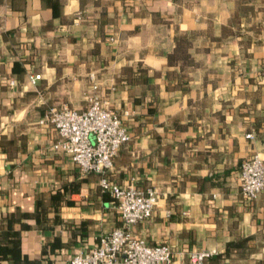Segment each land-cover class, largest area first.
<instances>
[{"label": "crops", "instance_id": "obj_1", "mask_svg": "<svg viewBox=\"0 0 264 264\" xmlns=\"http://www.w3.org/2000/svg\"><path fill=\"white\" fill-rule=\"evenodd\" d=\"M183 32L197 64L181 86L165 51ZM91 70L130 110L108 178L156 189L131 231L167 241L165 264H194L192 247L213 249L197 264H264V188L244 199L237 183L241 159L264 156V0H0V264H66L121 223L99 173H79L37 121L84 107Z\"/></svg>", "mask_w": 264, "mask_h": 264}, {"label": "built area", "instance_id": "obj_2", "mask_svg": "<svg viewBox=\"0 0 264 264\" xmlns=\"http://www.w3.org/2000/svg\"><path fill=\"white\" fill-rule=\"evenodd\" d=\"M39 76L40 72L28 74L32 83ZM88 76L90 92L87 93L84 107L75 108L66 102L51 104L37 121L49 123L54 128L57 136L51 146L67 152L79 173H99L98 184L112 195L121 223L100 233L92 246L72 253L66 264L168 263L174 250L167 241L149 243L130 229L133 222L147 218L152 213L156 201L155 187H142L135 182L119 184L109 179L106 173L118 147L130 138V132L122 119V114H129L130 110L119 112L111 107L107 98L95 90L97 81L92 70ZM245 135H251V131L245 132ZM237 183L244 199L253 198L263 189L264 156L254 152L241 159ZM182 251L191 263L197 264L210 255L213 249L192 247Z\"/></svg>", "mask_w": 264, "mask_h": 264}, {"label": "trees", "instance_id": "obj_3", "mask_svg": "<svg viewBox=\"0 0 264 264\" xmlns=\"http://www.w3.org/2000/svg\"><path fill=\"white\" fill-rule=\"evenodd\" d=\"M224 28V25H223ZM191 44V38L185 32L177 33L174 35L173 44L169 49L165 51V59L167 64H177L179 67V80H177L182 86L185 81L184 67L188 65L197 64V60L193 58L189 51ZM124 68V67H123ZM126 69V68H125ZM128 73V69H126ZM126 80H130L127 76ZM184 87V86H183ZM11 137H6L4 134H0V146L6 147L7 144L11 143Z\"/></svg>", "mask_w": 264, "mask_h": 264}]
</instances>
